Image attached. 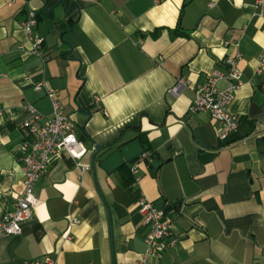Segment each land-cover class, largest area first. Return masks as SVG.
I'll return each instance as SVG.
<instances>
[{"label":"crops","instance_id":"1","mask_svg":"<svg viewBox=\"0 0 264 264\" xmlns=\"http://www.w3.org/2000/svg\"><path fill=\"white\" fill-rule=\"evenodd\" d=\"M257 1L0 0V219L24 189L20 143L32 139L20 126L25 104L49 116L46 91L57 89L88 148L80 159L65 150L52 155L34 187L41 202L32 217L19 235L0 237V264L46 257L137 264L148 232L143 196L168 212L178 236L150 264H264V13ZM30 10L44 60L29 51L21 27ZM238 54L243 83L229 110L240 126L223 142L218 123L190 107L195 87L212 70H229L227 59ZM181 77L188 84L174 95L169 89ZM134 139L150 160L140 154L112 172L100 166Z\"/></svg>","mask_w":264,"mask_h":264},{"label":"built area","instance_id":"2","mask_svg":"<svg viewBox=\"0 0 264 264\" xmlns=\"http://www.w3.org/2000/svg\"><path fill=\"white\" fill-rule=\"evenodd\" d=\"M257 7L259 8L258 14L262 15L264 0H258ZM35 16V12L30 10L28 18L21 22V27L31 40L29 51L42 56L44 60L46 57L43 56L41 50L43 38L33 32L36 25ZM19 48L25 47L21 45ZM241 59L240 54L236 57H229L227 62L231 67L227 71L212 70L206 81L195 87V96L190 107V112L208 114L218 123V138L223 142H229L237 134L240 126V117L230 112L229 105L243 83L242 71L238 65ZM260 61L264 66V57ZM221 80L229 81V86L219 87ZM187 84L188 81L181 77L169 91L177 95ZM36 88L41 89L42 83H38ZM46 95L52 101V112L49 116L38 111L32 103L24 106L29 116L20 126L32 135V139L20 143L24 189L16 196L14 209L0 219V237L19 235L22 231L21 223L32 217L33 209L41 202L34 192V187L47 172L53 154L59 150H65L74 159H80L88 152L87 146L75 133L76 125L65 110V103L60 92L57 89H47ZM141 157V159L150 160L151 153L145 151ZM137 166L138 163L133 166L134 171ZM139 212L144 217L148 232L145 237L146 250L137 264H150L151 258L159 256L168 247L176 244L178 236L172 229L173 219L168 212L157 207L145 196L140 199ZM72 222L78 223L79 220L75 218ZM35 263L54 264L48 257L41 258Z\"/></svg>","mask_w":264,"mask_h":264},{"label":"water","instance_id":"3","mask_svg":"<svg viewBox=\"0 0 264 264\" xmlns=\"http://www.w3.org/2000/svg\"><path fill=\"white\" fill-rule=\"evenodd\" d=\"M144 146L139 139L131 140L128 143L117 145L106 157L101 159L100 166L108 172H112L116 168L125 163L131 162L144 152ZM101 151V147H97L96 154Z\"/></svg>","mask_w":264,"mask_h":264}]
</instances>
